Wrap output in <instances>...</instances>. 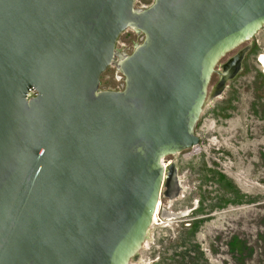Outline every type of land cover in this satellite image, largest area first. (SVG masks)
Segmentation results:
<instances>
[{
	"label": "water",
	"instance_id": "95a60500",
	"mask_svg": "<svg viewBox=\"0 0 264 264\" xmlns=\"http://www.w3.org/2000/svg\"><path fill=\"white\" fill-rule=\"evenodd\" d=\"M136 2L0 0V264L137 260L165 158L199 145L216 67L264 29V0ZM113 66L125 87L102 91Z\"/></svg>",
	"mask_w": 264,
	"mask_h": 264
},
{
	"label": "rangeland",
	"instance_id": "374dc122",
	"mask_svg": "<svg viewBox=\"0 0 264 264\" xmlns=\"http://www.w3.org/2000/svg\"><path fill=\"white\" fill-rule=\"evenodd\" d=\"M263 30L216 67L195 129L199 151L165 158L158 222L131 264H264ZM143 41L127 31L117 49L131 55ZM124 87L116 67L103 74L102 91Z\"/></svg>",
	"mask_w": 264,
	"mask_h": 264
},
{
	"label": "bare ground",
	"instance_id": "6f19581e",
	"mask_svg": "<svg viewBox=\"0 0 264 264\" xmlns=\"http://www.w3.org/2000/svg\"><path fill=\"white\" fill-rule=\"evenodd\" d=\"M263 32H264V30H263ZM263 68H264V58H263ZM198 148H199L198 146L195 147V148H193V150H194L195 153L199 151ZM175 156H176V155H175ZM163 165H164V168H165V181H164L163 187H165V184H166V182H167L168 180H170V177L167 176L168 165H166L165 163H163ZM170 170H171V169H170ZM170 170H169V171H170ZM162 195H163V190H162ZM160 205H161V201L158 203V207H157L156 215H155V217H154V224H153V226L158 222V213H159V211H160Z\"/></svg>",
	"mask_w": 264,
	"mask_h": 264
},
{
	"label": "built area",
	"instance_id": "2783aa9c",
	"mask_svg": "<svg viewBox=\"0 0 264 264\" xmlns=\"http://www.w3.org/2000/svg\"><path fill=\"white\" fill-rule=\"evenodd\" d=\"M122 91V90H121ZM35 97H37V92L35 91V90H30V92H29V95H28V98L29 99H33V98H35Z\"/></svg>",
	"mask_w": 264,
	"mask_h": 264
}]
</instances>
